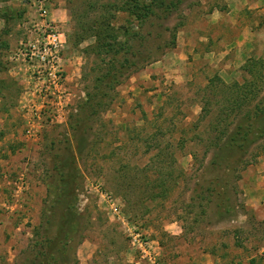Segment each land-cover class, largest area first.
<instances>
[{"label": "rangeland", "instance_id": "1", "mask_svg": "<svg viewBox=\"0 0 264 264\" xmlns=\"http://www.w3.org/2000/svg\"><path fill=\"white\" fill-rule=\"evenodd\" d=\"M179 1L139 21L132 1L45 0L66 14L50 18L70 104L27 136L36 98L11 55L38 6L0 0V264L49 246V264H147L146 245L167 264H264V0Z\"/></svg>", "mask_w": 264, "mask_h": 264}, {"label": "built area", "instance_id": "2", "mask_svg": "<svg viewBox=\"0 0 264 264\" xmlns=\"http://www.w3.org/2000/svg\"><path fill=\"white\" fill-rule=\"evenodd\" d=\"M44 1L31 0L34 6H38L36 15L30 19L31 29L11 55L12 59L26 65L31 78V94L36 98L26 107L27 136L34 135L35 121L45 116L57 121L70 104L71 94L62 56L65 34L49 17ZM146 246L141 247V252L147 264H167L153 253L150 245Z\"/></svg>", "mask_w": 264, "mask_h": 264}, {"label": "trees", "instance_id": "3", "mask_svg": "<svg viewBox=\"0 0 264 264\" xmlns=\"http://www.w3.org/2000/svg\"><path fill=\"white\" fill-rule=\"evenodd\" d=\"M127 1H132L135 2L134 4H130L128 5V7L126 8L128 10V15L131 16L133 15L137 20L142 21L144 18H150L151 14L154 13V10L156 8H160V6L164 5L165 8H171V7H176L177 6V2H180L179 0H168V3L165 0H127ZM110 16L111 15H107L106 18L104 20H102V22H97L95 24V27L97 25V27L95 28L97 30V32H95V36L96 39L98 40V44L103 42L104 39V31L111 29L110 27ZM131 22V18H127L125 20L122 21V24L119 25V27L126 32L127 30H129V24ZM93 29V28H92ZM114 74L112 75L113 80L114 78ZM116 80V79H115ZM264 130V128H263ZM229 141V140H228ZM234 143V142H233ZM71 191H73L71 186L67 185H60L57 188V192L54 194L56 196V203H60L63 211H68L67 208L70 206L68 204L69 201V195L71 193ZM63 198V199H62ZM62 199V200H61ZM70 208V207H69ZM63 220L60 218V222H62ZM72 239V232L69 231V229H67V231H65L64 233H62V230H60V233L58 234L56 240L59 242L60 240L68 241ZM53 248V246H49V249L47 252H51V249ZM59 251V250H58ZM44 253L41 252V259H38V261H36L35 259H32L28 264H49L48 263V256H51L53 253ZM40 256V255H39Z\"/></svg>", "mask_w": 264, "mask_h": 264}, {"label": "crops", "instance_id": "4", "mask_svg": "<svg viewBox=\"0 0 264 264\" xmlns=\"http://www.w3.org/2000/svg\"><path fill=\"white\" fill-rule=\"evenodd\" d=\"M50 17L54 20H59L60 22H64L66 19V14L64 11L62 10H58V9H54L51 10V15ZM21 42V40L19 41V43ZM65 68V67H64Z\"/></svg>", "mask_w": 264, "mask_h": 264}]
</instances>
